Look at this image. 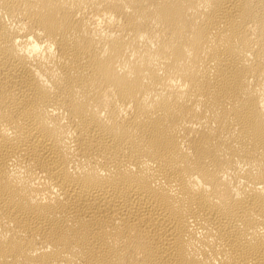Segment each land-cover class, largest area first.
<instances>
[{
	"label": "bare ground",
	"instance_id": "6f19581e",
	"mask_svg": "<svg viewBox=\"0 0 264 264\" xmlns=\"http://www.w3.org/2000/svg\"><path fill=\"white\" fill-rule=\"evenodd\" d=\"M0 264H264V0H0Z\"/></svg>",
	"mask_w": 264,
	"mask_h": 264
}]
</instances>
